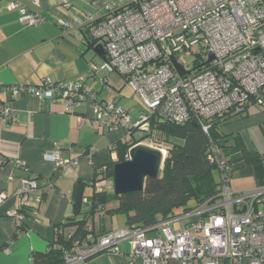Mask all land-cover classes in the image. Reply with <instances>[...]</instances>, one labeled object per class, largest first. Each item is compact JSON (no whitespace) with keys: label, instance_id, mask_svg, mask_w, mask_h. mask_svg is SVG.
<instances>
[{"label":"built area","instance_id":"built-area-1","mask_svg":"<svg viewBox=\"0 0 264 264\" xmlns=\"http://www.w3.org/2000/svg\"><path fill=\"white\" fill-rule=\"evenodd\" d=\"M29 1L39 5L38 0ZM8 8L17 10L23 26L44 21L19 0H9ZM57 24L63 31L79 29L99 44L105 58L99 67L90 62V72L96 74L98 68L117 72L146 111L131 122L125 110L116 108L114 101L99 99L98 92L82 79L43 80L39 85L20 82L0 84V124L17 121L12 101L24 95L41 102L59 99L66 112L86 102L93 127L122 129L123 138L147 132L153 117L176 123L198 120L207 131V122L216 115L243 112L253 103L264 109V0H106L102 12L85 9L71 20L57 18ZM171 58L185 74L176 71ZM100 81L109 91L105 77ZM142 142L154 146L149 139L138 143ZM213 151L216 194L172 216L185 220L180 228L159 221L148 227L110 230L98 238L89 237L83 244L73 242L64 251V264H77L102 252L116 253L122 240L130 242L127 260L133 263L178 260L181 264H222L227 259L240 264L247 259L248 264H264V210L257 209L264 186L234 192L225 160L218 156L217 147ZM93 153L91 148L86 156L90 159ZM43 157L58 170L76 163L57 151L46 152ZM8 161L26 169L20 160ZM47 182H38L36 176L23 178L15 195L27 202L28 194L41 185H50ZM107 183L105 172H98L92 187L99 192ZM5 198L0 193V205ZM82 205L89 209L87 198L82 199ZM14 216L16 227L22 225L24 216L17 212ZM93 227H99L98 222ZM59 231L65 239L73 234L70 227Z\"/></svg>","mask_w":264,"mask_h":264},{"label":"crops","instance_id":"crops-1","mask_svg":"<svg viewBox=\"0 0 264 264\" xmlns=\"http://www.w3.org/2000/svg\"><path fill=\"white\" fill-rule=\"evenodd\" d=\"M21 4L44 18L39 25L23 26L17 10L8 8L9 0H0V84L27 82L39 85L48 81H77L87 84L98 92V98L115 101L116 86L106 75L90 72L89 63L94 56L103 60L88 45L87 37L79 29L63 31L57 18L71 20L87 9L102 12L106 0H38L39 5L29 0ZM105 77L111 87L105 90L100 78ZM122 84L126 85L120 76ZM111 92V93H109ZM17 111V121L11 125L0 124V193L6 198L0 205V264H32L33 252H43L52 240L56 224L80 218L72 201L77 181L88 182L97 166L115 162L114 143L123 138V130L105 132L93 127L89 119L92 111L88 103L73 112H66L61 100L41 102L32 96H20L12 101ZM142 112V110H141ZM221 132L238 135L245 147L264 155V109L249 104L242 114L234 116L221 125ZM94 148L89 159L86 153ZM57 151L64 159L76 160L69 167L58 170L44 159V154ZM20 160L26 169L13 166L8 160ZM36 176L38 182L45 180L50 185H41L28 194L27 202L15 195L21 179ZM213 177L216 180L217 173ZM234 192L250 191L260 187L251 166H242L234 171L230 180ZM92 187L87 183L79 188L81 198H87ZM82 202V201H81ZM117 202L105 205V210L114 208ZM189 206L194 205L191 200ZM188 206V207H189ZM83 208V206H82ZM178 208L167 219L164 226L180 228L185 222ZM14 212L22 214L25 231L14 238L16 219ZM98 221L97 232L126 227V216L122 213L101 211L94 217ZM159 232V231H158ZM6 248V250H5ZM118 251L102 252L77 264H141L129 262V240L117 243ZM166 264H181L169 260ZM193 264H198L194 262ZM222 264H232L225 259ZM240 264H247L242 260Z\"/></svg>","mask_w":264,"mask_h":264},{"label":"trees","instance_id":"trees-1","mask_svg":"<svg viewBox=\"0 0 264 264\" xmlns=\"http://www.w3.org/2000/svg\"><path fill=\"white\" fill-rule=\"evenodd\" d=\"M88 45H95L88 38ZM243 112H225L213 117L207 131L202 129L198 120L176 123L160 117L149 121V130L140 134L131 133L117 140L113 149L117 160L124 161L128 149L134 144L149 139L154 146L166 149V157L160 175L156 179H147L141 191L115 195L112 188V167L115 162L97 166L93 177L88 182L77 181L72 193V201L79 219L56 224L52 240L43 252H33L32 264H64V251L72 247L73 242L83 244L89 237L98 238L103 232L95 231L93 223L97 213L104 211L126 216L128 228L148 227L167 219L178 208L187 209L192 200L194 206L204 203L216 194V180L213 173L217 168L214 147L219 149V155L225 160V170L230 177L242 166H251L259 186H264V155L245 147L238 135L221 132V125L228 119ZM139 134V133H138ZM98 172H105L108 179L107 187L96 191L92 187L93 179ZM89 184L91 194L87 197L89 209L82 208V198L79 195L81 185ZM117 202L114 208L105 210V205ZM189 206V207H188ZM99 224V223H98ZM70 227L73 234L65 239L59 231ZM25 231L24 225L17 226L14 238ZM106 233V232H105Z\"/></svg>","mask_w":264,"mask_h":264},{"label":"water","instance_id":"water-1","mask_svg":"<svg viewBox=\"0 0 264 264\" xmlns=\"http://www.w3.org/2000/svg\"><path fill=\"white\" fill-rule=\"evenodd\" d=\"M93 50L105 58L103 48L96 44ZM212 57L210 56L209 59ZM176 71L185 74L183 68L171 58ZM194 123V120H191ZM166 154L163 149L145 143H136L128 149L127 158L115 162L112 167V188L115 195L141 191L147 179L159 177Z\"/></svg>","mask_w":264,"mask_h":264},{"label":"rangeland","instance_id":"rangeland-1","mask_svg":"<svg viewBox=\"0 0 264 264\" xmlns=\"http://www.w3.org/2000/svg\"><path fill=\"white\" fill-rule=\"evenodd\" d=\"M95 58V65L97 67H99L102 63V61H100V59L97 56H94ZM191 60V59H190ZM97 73L100 75H106L107 77H109V79L111 80L112 83H114L116 86V89L114 91V94L117 95V99L114 101L115 103V107L116 108H122L123 110H125L128 114V116L130 117L131 122L136 121L140 114H141V110L142 111H146L144 105L141 103V101L139 99H137L136 97H134L132 95V91L130 89V87L126 84L124 86H119V84H122V81L120 79V75L117 72H106V71H102L99 68L97 69ZM111 93V92H109ZM108 101H112L111 98H109ZM84 105L86 104V102L83 103ZM105 132L108 131V129H104ZM101 130V131H104ZM136 136L138 137L139 134L138 132H136ZM144 143V142H142ZM150 145V144H148ZM166 151V149H164ZM261 187V186H260ZM256 189V188H255ZM259 203L257 205V209L259 211H263L264 210V194L259 198ZM247 262L248 264V260L247 259H243Z\"/></svg>","mask_w":264,"mask_h":264}]
</instances>
